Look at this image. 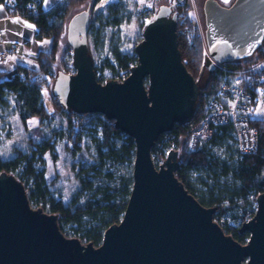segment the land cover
I'll return each instance as SVG.
<instances>
[{
  "label": "water",
  "instance_id": "95a60500",
  "mask_svg": "<svg viewBox=\"0 0 264 264\" xmlns=\"http://www.w3.org/2000/svg\"><path fill=\"white\" fill-rule=\"evenodd\" d=\"M209 57L231 63L254 55L264 41V0H234L202 6ZM176 14L162 5L135 47L137 64L122 82L95 80L88 48L89 10L66 26L73 74L58 72L52 95L77 115H100L133 140L132 189L119 224L101 245L66 239L57 217L36 210L12 175L0 174V264H264V193L243 223L241 245L213 222L214 208L202 207L176 179L178 154L170 151L157 170L151 149L164 133L192 119L199 89L178 50ZM204 68L211 72V61Z\"/></svg>",
  "mask_w": 264,
  "mask_h": 264
},
{
  "label": "trees",
  "instance_id": "16d2710c",
  "mask_svg": "<svg viewBox=\"0 0 264 264\" xmlns=\"http://www.w3.org/2000/svg\"><path fill=\"white\" fill-rule=\"evenodd\" d=\"M88 1L90 0H65L50 11H44L42 0H38L37 3L35 0H11L9 7H6L7 0H0V6L5 8L9 16H16L33 24L36 29L35 40L50 41L51 43L48 52L37 54L33 68L18 66L16 71L8 77L6 72H0V100L1 96L6 94L5 92L12 96L18 118L26 127L30 121H38L34 135L30 136L34 145L31 157L18 154L13 160L6 161L2 160L0 155V174L13 175L20 170L22 172L21 184H23V180L33 182L34 188L28 197V203L34 202L36 210L40 209L47 212L48 215L56 216L61 233L65 227L69 226L75 237L83 243L92 244L97 248L101 245L104 232L109 227L119 224L123 217L131 194L132 174L118 177L114 187L102 185L96 188L95 195L85 205L65 206L62 202L49 197L43 173H37L33 166L36 160L40 161L43 154L53 150L54 138L59 136L64 122L67 123L70 130L69 135H67L70 147L66 148L70 149L69 151L87 165L89 164L84 157L80 144L81 132H78L77 127L79 125H77L75 114L64 109L52 95V86L56 78L57 58L60 53L61 42L66 34L67 23L76 14L74 11ZM155 1L171 7L172 12L176 13L177 44L181 61L189 75L197 82L203 70L204 51L193 22L188 17V10L185 7L174 5V0ZM183 26L188 28V35L180 34L179 29ZM112 54L116 66L105 63L100 70L93 66L95 75H105L103 72L105 69L109 70L111 74L121 71L128 72L137 64L135 54L130 56L117 49H114ZM263 58L264 41L252 57L229 64L250 66ZM62 70L65 74H73L71 66L66 63L65 56L62 58ZM217 86L214 74L209 73L206 87L202 90L199 88L192 114L193 124H197L204 114L202 92L213 93ZM44 91L49 93L50 102L59 115L56 111H50L45 107L42 95ZM65 113L68 116L67 121L62 119ZM88 117L89 115L85 116L84 123ZM96 118L97 123L94 129H99L97 132L100 136V138H94L98 163L79 169L80 175L83 176L85 188L88 190L93 188V183L87 180L90 177L89 172H93V176H102V169L109 162L114 164L126 163L132 166L134 160L133 140L117 131L112 121H107L100 115H96ZM51 120H56V124L47 131L44 125ZM250 124L258 129L257 148L250 154L242 155L238 152L231 126L221 127L208 144L195 152H189L187 148L188 139L186 138L188 127L175 125L171 132L173 139L164 146L165 149L179 150V169L174 175L187 193L202 207L214 208L217 212L214 220L226 218L230 224H237L236 227H229L227 232H230L228 234L239 244H245L249 237L247 233L240 234L239 229L243 223L252 219L257 208L256 198L264 193V120L252 118ZM121 136L123 137L122 141L119 144L115 143L114 140L122 138ZM35 139H41L42 144L37 145ZM228 140H232L235 148L230 163L221 162L210 155L209 145H221ZM155 152L156 150H153V153ZM164 156L163 152H159L158 161ZM36 157L37 159H35ZM74 164L79 166V163ZM190 171L204 173L212 182L211 185H208L201 181L206 188L204 192H201L202 196L200 197L196 195L189 182ZM103 177L107 182L115 180L114 175L110 172H106ZM225 183L226 185H223Z\"/></svg>",
  "mask_w": 264,
  "mask_h": 264
},
{
  "label": "rangeland",
  "instance_id": "374dc122",
  "mask_svg": "<svg viewBox=\"0 0 264 264\" xmlns=\"http://www.w3.org/2000/svg\"><path fill=\"white\" fill-rule=\"evenodd\" d=\"M65 1V0H64ZM64 1H61L63 3ZM205 0H194L193 6L195 7L194 16L189 15V19L193 22L198 20L201 27L205 30L204 17L202 12V6ZM221 5L229 6L234 0H217ZM164 5L161 2L155 0H90L85 5L75 10V13H80L83 10H89V30H88V47L92 58L93 66L100 70L105 64L109 63L112 66H116L113 58V50L117 49L121 53H126L130 56H134L135 47L142 40V31L147 23L152 21L160 6ZM166 6V5H165ZM152 11V15H147V11ZM193 18V19H192ZM177 23V21H176ZM182 27H180L179 32ZM178 32V31H177ZM178 36V35H177ZM71 48L66 41V34L61 42L60 53L57 58L56 74L62 72V58L65 56L66 63L68 60L69 52ZM7 58V56H6ZM4 59L0 61V66L8 69L11 68L12 60ZM15 62L21 63L22 58L14 57ZM61 59V65H60ZM208 60L204 56V62ZM14 66V65H12ZM2 68V67H0ZM58 71V72H57ZM104 77L110 76V71L105 69ZM209 73L204 68L198 81L195 82L200 90L206 87L208 83ZM1 96L0 100V155L2 160H13L18 154H24L28 158L31 157L34 149L33 142L31 141V135H34L35 128L38 125L37 120H32L26 127L18 118L16 110L14 109L12 96L5 92ZM203 93V92H202ZM45 107L50 111H56L55 107L50 102V95L46 91L42 93ZM203 98V96H202ZM57 115H59L58 111ZM85 116V115H84ZM253 116L256 119L264 120V99L260 98L255 107ZM91 118L96 119L94 116L88 117L87 121ZM64 122V121H63ZM94 123H97L94 122ZM56 124V120L48 121L44 128L47 131L51 130L52 126ZM95 124H87L84 126L83 132L80 134L82 151L84 157L87 159L88 165L75 156L70 149H67L64 145V139L69 135V128L67 123L62 124V130L59 136L54 138V147L51 152L42 155V158L34 162V169L37 173H43L44 182L48 191L49 197L55 201L62 202L65 206L85 205L95 195V189L102 185L114 187L117 183L118 177L132 174V166L126 163L114 164L109 162L102 169V176H93V172H89L90 177L88 181L93 183V188L88 190L85 188L83 182V176L80 175L79 169L84 167H90V164H97V156L95 149L94 138H100L98 130ZM97 133V134H96ZM122 137V136H121ZM123 137L115 139V143L119 144ZM37 145L42 144L41 139L34 140ZM208 150L210 155L221 162L230 163L234 155V144L232 140L225 141L221 145H209ZM37 159V157L35 158ZM74 163H79V166H75ZM106 172H110L114 175L115 180L113 182H107L103 175ZM22 172L16 171L12 176L16 181L21 182ZM201 181L211 185V180L204 174L198 171L189 172V182L194 189L198 197L202 196L201 192L205 191V186ZM23 187L29 194L33 191V182L31 180H23ZM223 185H226L223 184ZM47 214V212H44ZM224 232L225 235L231 237L227 232L229 227H236L237 224H230L226 218L213 219ZM63 236L66 239H78L74 236L72 229L67 226L63 229ZM249 237L247 238L248 242ZM79 240V239H78ZM80 244L86 246L79 240ZM247 242L245 244H247ZM241 244V245H245ZM96 248V247H95Z\"/></svg>",
  "mask_w": 264,
  "mask_h": 264
},
{
  "label": "built area",
  "instance_id": "2783aa9c",
  "mask_svg": "<svg viewBox=\"0 0 264 264\" xmlns=\"http://www.w3.org/2000/svg\"><path fill=\"white\" fill-rule=\"evenodd\" d=\"M36 3L38 0H35ZM174 5L185 7L188 10V16H194L195 7L194 0H174ZM11 5V0H7L6 7ZM173 13V12H172ZM176 14V13H175ZM147 15H152V11L148 10ZM176 18V16H175ZM193 19V18H192ZM194 28L199 36L205 58L209 59L213 65L212 73L215 76V83L218 85L213 93L203 92L204 114L199 119L197 124H193L192 119L185 123L188 127L186 132L187 148L189 152H195L202 146L208 144L213 139L221 127H232V136L240 154L253 153L258 144V129L250 124L253 117V106L260 98L264 99V58L256 64L250 66H235L229 63H217L213 61L208 54L205 42V30L201 27L198 20L193 21ZM180 34L188 35V28L183 26ZM18 45V50L21 51V42L18 39H12ZM7 53L0 45V61H3ZM72 50L69 52L67 65L71 66ZM134 67V66H133ZM130 74L128 72H117L104 77L100 74L95 75V80L100 85H105L108 81L122 83ZM110 79V80H109ZM254 94V96H253ZM86 116V115H85ZM84 115L75 114L78 132H83L84 126L87 124H96V119L91 118L85 121ZM96 115H89V117ZM66 113L62 116L64 121H67ZM175 127V126H174ZM171 132L164 133L155 142L154 147L150 152V159L155 169H159L163 165L165 157L170 151L177 152L174 148L165 149L166 143L171 142L173 137ZM64 145L70 147V141L67 137L64 139ZM153 150H156L153 153ZM163 152L164 158L158 161V153ZM156 163L157 167H156ZM217 215L214 212L213 219Z\"/></svg>",
  "mask_w": 264,
  "mask_h": 264
},
{
  "label": "crops",
  "instance_id": "0c3cea01",
  "mask_svg": "<svg viewBox=\"0 0 264 264\" xmlns=\"http://www.w3.org/2000/svg\"><path fill=\"white\" fill-rule=\"evenodd\" d=\"M61 1L64 0H42V9L50 11L60 4ZM35 34L36 29L33 24L16 16H9L5 8L0 6V45L7 53L6 59L10 58L12 60L11 68L5 69L3 66H0L2 67L0 68V72H6V76L8 77L16 71L18 66L33 68L37 54L50 50V41H37L35 40ZM12 39H18L22 43L20 47L21 51H17L19 47ZM15 56L23 59L20 64L13 59ZM257 103L258 100L254 103L252 114H254Z\"/></svg>",
  "mask_w": 264,
  "mask_h": 264
}]
</instances>
